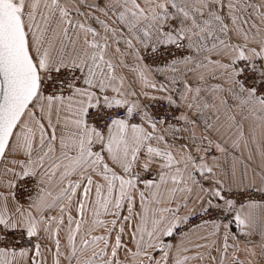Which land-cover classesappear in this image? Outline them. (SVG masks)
Returning <instances> with one entry per match:
<instances>
[{"label": "snow or ice", "instance_id": "1", "mask_svg": "<svg viewBox=\"0 0 264 264\" xmlns=\"http://www.w3.org/2000/svg\"><path fill=\"white\" fill-rule=\"evenodd\" d=\"M0 264H264V0H0Z\"/></svg>", "mask_w": 264, "mask_h": 264}]
</instances>
